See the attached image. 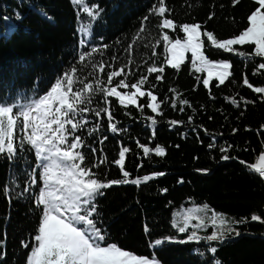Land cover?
<instances>
[{
	"label": "trees",
	"instance_id": "1",
	"mask_svg": "<svg viewBox=\"0 0 264 264\" xmlns=\"http://www.w3.org/2000/svg\"><path fill=\"white\" fill-rule=\"evenodd\" d=\"M154 3L158 0H81L79 4L72 0H0V99L21 97L20 101L30 103L38 92L50 90L56 78L63 79V73L71 74L72 67L77 69L72 76L74 88L82 97L90 95L84 91L87 83L96 87L98 81H103L102 87H111L121 78L131 84L147 76L141 91L156 95L160 108L156 113L147 108L150 99L146 95L138 96L136 105L125 106L110 97L107 106L114 109V122L125 129L115 134L108 128L107 116L96 117L93 111L105 106L101 96L93 95L91 104H80L70 97L78 110L89 109L78 111L76 119L87 124L77 134L87 145L96 147L97 153L93 154L90 147L78 151L85 155L84 165L101 164L92 169L97 178L124 179L114 163L121 147L130 149L124 162V170L130 174L127 179L165 173L140 185H113L104 190L96 201L102 221L99 226L106 228L109 239L125 250L148 257L153 256L155 240L166 238L169 242L157 246L154 252L161 264H208L212 254L205 246L218 248L214 256L221 264H264V224L236 223L250 221L253 214L264 218V177L251 167L264 152V94L243 84L246 76L253 86H264V70H258L264 58L255 57L252 45L236 46L235 52L243 53L242 56L223 53L211 47L203 35L205 56L232 64V76L223 85L214 78L205 87V72L197 71L199 67L193 66L191 59L177 69L167 65V49L162 40L165 33L172 40L183 38L185 23H199L202 34L212 32L219 40L233 38L248 26L247 16L259 6L257 0H165L170 10L166 16L177 25L175 30L157 27L159 18L151 15ZM97 8L103 11L96 19L85 11L89 9L95 15ZM145 16H149L147 21L142 19ZM105 44L107 49L102 47ZM91 46L100 47L101 51L79 61V54ZM153 64L164 68L160 80L155 79L157 73L147 72ZM121 67L125 72L108 85L107 73ZM234 99L239 107L231 103ZM182 100H187L188 105ZM152 119L156 120L155 126ZM173 120L179 123L173 126ZM97 123L101 128L93 136ZM104 136L107 139L103 144L97 143ZM137 140L152 150L148 156L143 155ZM157 145L165 149L163 156L155 155ZM221 148L227 151L221 153ZM27 155L31 167L35 157ZM222 155L234 159L224 161ZM20 170L19 161L10 167L6 159H0V189L11 185ZM24 182L20 175L19 184ZM202 203L216 213L229 215L234 232L241 235L226 233L223 245L205 240L171 242L187 240L188 235L173 226L174 211ZM31 208L32 200L12 199L9 203L0 192V249L4 253L0 264H26L28 250L21 244L34 237L40 218ZM145 225L150 229L147 235ZM205 227L207 232L214 229L210 220Z\"/></svg>",
	"mask_w": 264,
	"mask_h": 264
},
{
	"label": "snow or ice",
	"instance_id": "2",
	"mask_svg": "<svg viewBox=\"0 0 264 264\" xmlns=\"http://www.w3.org/2000/svg\"><path fill=\"white\" fill-rule=\"evenodd\" d=\"M74 2L79 4L80 0H74ZM234 3H239V0H234ZM257 3L259 6L247 16L248 26L246 29L233 38L219 40L212 32H204L206 41L211 42L210 46L222 50L223 53L242 56L243 53L235 52L234 46L252 45L255 48V57L264 58V0H257ZM85 11L93 19H96L103 10L97 8L95 15L89 9H85ZM169 11L165 6V0H158V3L153 4L151 15L159 18L158 28L176 29L177 25L174 24L173 19L166 16ZM213 15L214 13L210 14L209 19ZM17 19H19L18 13ZM142 19L147 21L149 16ZM201 28L202 25L199 23H185L182 25V31L186 34L185 38H176L174 41L169 34L163 35L164 45L172 56L168 62L172 69H177L184 61L185 53L190 52L193 66L197 62L200 64L197 71H207L208 78L203 80L204 86H208L213 76L219 81V84L223 85L232 76L230 71L232 64L226 59L212 61L205 56L202 49L205 48L206 41L201 38ZM141 30L143 29L141 28ZM81 43L85 42L82 40ZM102 47L107 49L109 46L105 44ZM100 51V47L91 46L88 51L81 52L78 59L83 62L86 57H91L93 52ZM115 59L116 57L113 56V60ZM104 70V66L101 65L100 72L103 73ZM258 70H264V62L259 63ZM76 72L77 69L72 67L71 74L63 73V79L56 78L54 84L50 85V90L38 92L36 98L30 103L21 104L7 97L0 99V159H6L10 167H13L17 161L21 165L20 173L14 175L13 183L0 189V192L4 193L9 203L12 199L32 200L34 208H31L30 211L40 215L36 234L32 239L22 241L21 244L28 250L25 258L26 264H160L154 252L157 246H163L169 241L157 238L152 244V258L125 250L117 242L109 239L106 228L99 226L102 221L96 201L104 195V190L113 185L129 183L140 185L142 181L148 182L157 179L164 176L165 173L160 172L144 175L142 178L127 179L130 174L124 170V162L126 153H129L130 149L121 147L118 151V159H115L114 163L119 166L124 179L107 181L97 178L92 169L99 168L101 164L84 165L85 155L78 151L82 147H90L93 154L97 153L96 147L87 145L84 138L77 134L87 124V121L82 124L76 119L78 111L85 112L89 109L80 108L78 110L76 104L70 102V97H75L80 104H91L93 95L101 96L105 106L99 110L93 109V111H95L96 117L107 116L108 128L113 134L125 131V129L119 128L114 122V109L110 110L107 106L110 97H115L119 105L125 106L136 105L138 96L146 95L150 99L146 107L153 113H156L161 105L157 102V96L152 92L141 91V87L147 82V76H142L137 82L131 84L126 83L125 78H121L111 87H102L103 81H98L96 87H93L92 83H87L84 86V91H88L90 95L82 97L81 92L74 88L76 82L72 76ZM124 72V67H121L119 71H109L107 84L113 85L114 78L121 77ZM147 72L149 74L157 73L155 79L160 80L162 78L160 74L164 72V68H157L153 64L147 68ZM253 74L255 75L256 72ZM243 84L257 94H264V86H253L246 76L243 79ZM125 88L135 89V91H118V89ZM181 103L188 105L187 100H182ZM231 103L239 107L235 99ZM172 106L176 107L175 104ZM180 110L183 111V108ZM191 119L192 117H189V120ZM151 123L155 126L156 120L152 119ZM170 123L175 126L179 122L173 120ZM66 125H70V127H66ZM100 128L101 124L97 123L92 130V135L95 136ZM248 130L250 129H246V131ZM14 131L18 138L16 140H14ZM235 131L236 129H233L234 133ZM106 139L107 136H104L97 143L103 144ZM136 143L139 148L143 149L144 156H148L152 151L148 146L139 143L138 140ZM65 144L67 147H62ZM220 151L224 153L227 148H221ZM27 154H32L35 157V163L31 167L28 166L30 161ZM164 154L163 147L155 146L156 156ZM221 159L227 161L234 158L222 155ZM240 163L243 164L244 161H240ZM251 167L261 177H264V154L260 155L259 163L251 165ZM20 175L25 178L23 185L19 184ZM180 182H183L182 179ZM34 191H37L35 196L33 195ZM163 191L166 192L167 189ZM212 216V224L216 225L217 214L213 212ZM189 219L185 218L184 226L178 228L179 233L183 234L188 231ZM256 221L264 224V218L257 214L251 215L250 221L244 219L236 223L246 224ZM219 224L221 226L219 232L212 231L210 235L204 237L206 241H218L220 245H223L226 240L225 233H234V236L241 235L240 232H234L230 225L224 227L223 216H220ZM144 231L146 235L150 232L147 225H145ZM4 237L6 239V232ZM200 239L196 232H192L187 236V240L171 242L183 244L189 241L199 242ZM207 250L212 254L208 264H221L214 256L218 248L209 246ZM3 258L4 253L0 249V259Z\"/></svg>",
	"mask_w": 264,
	"mask_h": 264
},
{
	"label": "rangeland",
	"instance_id": "3",
	"mask_svg": "<svg viewBox=\"0 0 264 264\" xmlns=\"http://www.w3.org/2000/svg\"><path fill=\"white\" fill-rule=\"evenodd\" d=\"M72 1H74V0H72ZM80 2H81V0H80ZM82 30H83V28H80L81 34H82ZM185 35L186 34H184L183 38H185ZM183 38H181V39H183ZM201 38L203 39L202 32H201ZM168 47H170V45H168ZM166 49H167V47H166ZM234 50L235 51L237 50L236 46H234ZM202 51H203V49H202ZM171 59H172L171 53L167 50V61H166V63L169 66H171V65L169 64L168 61ZM189 59H191V53L186 52L184 61L189 60ZM196 66L200 67L199 62L196 63ZM204 72H205V79H207L208 78L207 71H204ZM214 78H215V76H213L212 79H214ZM20 99H21V97L17 98L15 101H17L21 104L28 103V102L20 101ZM66 145L67 144L63 145L62 147H67ZM213 212L214 211H212L209 208L208 204H205V203L193 204L190 206H182V207L177 208L174 211L173 223H174L175 227L178 229L179 227L184 226L185 218H190L189 224H188V231L186 232L188 234L187 236L191 235L192 232H196V235L201 238L199 242H203L205 240L204 237H206L207 235H210L212 233V231L216 230L219 232L220 227H221L219 224L220 216H223V218L225 220L224 227H227L230 225L235 230V227L233 226V220L229 215L215 212L217 214V223H216V225H214V229L211 232H207L206 227H205V223L207 222V220H210L212 222ZM160 239L163 241H166V238H160ZM168 240H170V238H168ZM207 242H209V241H206V243ZM205 249H208V246H205ZM149 258H152V256H150Z\"/></svg>",
	"mask_w": 264,
	"mask_h": 264
},
{
	"label": "crops",
	"instance_id": "4",
	"mask_svg": "<svg viewBox=\"0 0 264 264\" xmlns=\"http://www.w3.org/2000/svg\"><path fill=\"white\" fill-rule=\"evenodd\" d=\"M262 154H264V152H263ZM262 154H260V155H262ZM259 157H260V156H259ZM259 157H258V159H257V161H256L255 164H258V163H259Z\"/></svg>",
	"mask_w": 264,
	"mask_h": 264
}]
</instances>
